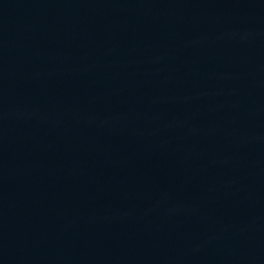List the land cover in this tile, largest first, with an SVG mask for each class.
Segmentation results:
<instances>
[{
    "label": "water",
    "instance_id": "obj_1",
    "mask_svg": "<svg viewBox=\"0 0 264 264\" xmlns=\"http://www.w3.org/2000/svg\"><path fill=\"white\" fill-rule=\"evenodd\" d=\"M0 264H264V0H0Z\"/></svg>",
    "mask_w": 264,
    "mask_h": 264
}]
</instances>
